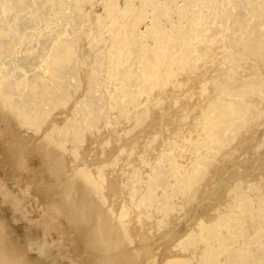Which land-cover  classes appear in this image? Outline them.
Segmentation results:
<instances>
[{"label":"bare ground","instance_id":"1","mask_svg":"<svg viewBox=\"0 0 264 264\" xmlns=\"http://www.w3.org/2000/svg\"><path fill=\"white\" fill-rule=\"evenodd\" d=\"M86 1L0 0V126L4 113L7 122L18 129L40 128L45 119L44 110L34 99L36 96L51 98L55 86L42 81L38 90L34 84L47 71L54 85L58 74L64 72L77 54V47H84L87 37V44L91 41L95 48L91 57V76L93 79L102 76L105 104L100 105L103 101L101 96L95 98L91 94L97 93L98 87L76 97L66 117L63 114L51 125L54 141L50 136L51 130L47 132L49 140L56 142L60 146L59 150H62L67 138H55L56 132H61L63 136L74 134L75 139H78L85 132L99 134L101 131L94 143L103 151L105 147L113 145L115 135L112 130L118 122L124 125L133 118L134 123H138L142 119L138 115L143 109L151 113L152 107H162V111L165 105L170 110L174 107L171 111L173 114L153 123L154 133L146 135L139 145L141 153L135 159L138 168L131 170L129 176H124L126 184L132 186L133 180H139L140 169L145 168V175L140 181L141 195L137 199V208L143 200H149L146 202L152 205L154 199L151 192L157 188L165 193L170 192L174 200L178 198L177 194L180 195L183 208L186 209L184 220L179 225L186 233L184 240L187 239L185 250L188 256L181 259L169 256L165 264H193L192 248L196 247L200 249L198 264H219L221 256L225 264H262L264 173L255 174V183L248 182L251 173L247 170L236 173L234 179L237 181L220 195L219 201L223 208L215 209L212 215L208 210V213L196 218L188 214L193 215L190 210L195 194L192 191L200 185L206 186L208 180L205 179L201 184L200 179L212 161L215 162L223 153L226 155L240 149L249 153L264 145V125L260 126L264 116V0H123L122 3L121 0H98L102 13H94L90 7H84ZM76 18H79L78 22ZM84 22H87L90 35H76L78 26ZM254 32L259 34V39L253 37ZM49 38L51 44L46 41ZM33 41L38 47L34 50V56L19 57L12 65V69L18 67L22 74H10L7 77L6 69L2 68V53L8 48L14 54L20 52L21 48L23 53L27 52ZM101 43L103 45L100 48ZM35 58L39 59L42 71L40 75L26 76L24 72ZM201 68L204 69V75L198 76ZM191 79L192 84L188 85L186 80ZM20 86L27 88L33 96L31 101L25 99L27 95L19 102L12 98L13 94H20ZM193 89L198 94L196 100L191 99ZM171 90L177 91L176 94L171 95ZM68 99L72 97L68 96ZM177 103L179 105L176 107ZM142 106L143 109L135 110L130 116V109ZM192 110H196L194 114ZM174 111L178 114L174 115ZM116 113L123 122L116 119ZM154 118L159 117L155 115ZM198 120L200 122L196 125ZM173 122L180 127V131L174 130L173 125L167 128V135L162 136L163 124L170 125ZM256 132H260V135H256ZM176 137L183 142L180 146L175 144ZM253 140H257L255 145L248 144L243 148V144ZM0 141V155L4 162L18 168L32 165L29 159L30 155L33 156L32 149L26 152L27 156H19L20 145L15 142L4 143L1 138ZM80 149L74 148L71 153L80 155ZM95 151L99 153L98 149ZM185 151L188 153L183 156L182 152ZM37 154L45 172L42 175L53 177L54 174L47 171L54 169L56 164L48 163L41 151H37ZM183 158L186 161L184 167L181 163ZM99 161L95 160L89 165L78 163L76 174L79 179L75 184L79 185L82 181L104 203H109L101 191L103 166L109 165V162L98 165ZM165 161L171 163L173 176L179 181L173 179L176 184L165 178L160 182L154 179L162 174L160 166ZM252 167L258 168V165ZM149 173L152 180H147ZM26 175L23 174V178H28ZM31 175L32 193L36 192L42 203L39 206L34 196L37 202L32 205L39 208L31 206L30 210L37 212L35 216L30 215L31 212L22 201L29 197L28 190L21 191L18 197L8 190L7 183L4 185L3 180L0 181V264H67L66 261L62 262L63 259L60 263L50 261V257L47 259L52 250L56 253L57 249L62 252L71 250L68 264H127L126 260L113 261L99 254L92 258V253H101L102 249L96 250L95 246L99 240L112 246L132 243L131 231L126 227L129 220L122 219L130 216L124 205L128 203V197H123V204L115 213L116 223L107 221V231L102 229L99 221L88 229L82 224L79 213L87 200L84 196L87 195L73 198L65 194L60 185L43 186L40 173L37 177ZM56 176L59 178V174ZM110 195H116V188L110 191ZM216 195L217 192H214L213 197ZM208 206L202 201L199 208ZM155 207L158 209L159 206ZM160 209L163 210V206ZM136 217L140 219L141 213L136 212ZM22 218L30 220V227L35 226L26 233L27 237L24 232H20V225H16V221ZM193 226H199L198 231ZM176 229L171 227L172 239H168L166 248L173 245L172 240L180 235ZM32 230H38L40 239L35 236L36 231ZM51 230L56 239L51 237ZM109 234H114L116 242L108 243L106 236ZM193 234H198V239ZM51 238L58 241H53L56 250L54 244L51 245ZM120 249L127 251L124 246H120ZM154 263L155 259L146 264Z\"/></svg>","mask_w":264,"mask_h":264},{"label":"rangeland","instance_id":"2","mask_svg":"<svg viewBox=\"0 0 264 264\" xmlns=\"http://www.w3.org/2000/svg\"><path fill=\"white\" fill-rule=\"evenodd\" d=\"M122 1L123 0H121V3ZM71 2L74 3V0H71ZM87 2H90V4H88ZM98 2H99L98 0H91V1L87 0L86 3H83V6L84 7L86 6L88 8L90 7L91 10L94 11V13H102V8ZM91 4H95V6L92 7ZM75 21L78 22L79 18H76ZM141 27L143 28L144 25H141ZM70 30L72 31V28H70ZM80 33H85L86 36L90 35L87 28V22H84L82 23V25L78 26L75 34L79 35ZM254 34L255 36L253 37L259 39V34H256L255 32ZM72 35L71 38L73 37ZM79 38L81 39V37ZM32 39H34L33 36ZM46 41L48 42V44H51V38H49ZM87 41L88 38L86 37V39H84V43L86 42L84 47L83 48L82 46L77 47V54L72 57L69 65L65 68L64 72L58 74L57 79H55L54 85L52 84V82H50L47 71H45L41 75V79H39L37 83L34 84V86L38 90L40 87V83L42 81L48 83L51 86H55V90L51 98H47V97L39 98L38 96H36L34 99L42 106L44 110L45 119L42 122L39 129L35 130L24 127H20L18 129L16 126L10 124L11 122L8 123L7 122L8 119L4 118L6 117V114L2 113L3 119H1L0 138L4 141V143L15 142L18 145H20L19 156L22 155L27 156L26 152L27 151L30 152V150L32 149V155L34 157L31 155L29 157L30 161L32 162V165L18 168V167H13L9 163L4 162L0 155V159H1L0 181L3 180L2 182L4 183V185H6L7 183L8 187L7 186L6 187L8 188V190L12 191V193L17 195L18 197L21 195V191L28 190L29 197L27 196L23 198L22 201L24 206H26V209L29 212H31L32 210V209L30 210L31 206H32L31 208L37 206L35 204L32 205L33 202L35 203L36 201L34 200V196L35 198H37V196H36V192L32 193L33 184L32 182H30L32 176L31 174H33L34 177H37L38 173H40L41 183L43 184V186H48L49 184L60 185L63 188V192L65 194L70 195L73 198H77L83 194L87 195V196L83 195L84 197L87 198V200L85 199V205L80 208L79 213L82 224L86 225L88 229H91L94 226V224L99 221L101 223L102 229L107 231L108 230L107 221L113 220V222L116 223L117 217L115 213L117 212V210H119V208L123 204V197H128L127 198L128 203L124 205H126L128 210V215L130 216H125L122 219L129 220L126 223V227L131 231V235L133 237L132 243H127V244L119 243V245L112 246L110 244H107V242L104 240H99L95 246H96V250L102 249L100 251L101 253H97V251L93 252L92 258L97 257L99 254V255H103L104 257H108L113 261L115 259H118V261H121L122 259L126 260L127 264H146L147 262H152L153 259H155L154 264H165V261L170 259L169 256H174L172 258H179V259L183 257L185 258L188 256V251L185 250L187 239L184 240L186 237V233L182 229V226L179 225V222L185 217L184 210L186 208H183L184 206L182 205V201L180 200V195L177 194L178 198L174 200L170 192L165 193L164 190L157 188L151 192L153 196L152 199H154L153 204L150 205L149 203L146 202L149 200L146 201L143 200V202H141L140 204V207L137 208L136 206L137 199H139L141 195L140 181L142 180V177L145 175V168L140 169V175L138 178L139 180L138 181L133 180L134 184L132 186L126 184V178L124 177L126 175L129 176L130 174H132L131 170L138 168L137 161L135 159L141 153L139 145L141 143V140L146 135H150L154 133L153 123L155 121H159L162 117L167 116L168 114H173L171 111L174 109V107L172 110H170V108H168L165 105L164 111H162L161 109L162 107L161 108L152 107L151 113H149V111L147 112L146 110H144L143 109L144 106L136 107L135 109H130L131 111L130 116L134 114L135 110L141 108L143 109L142 113L138 115V117L142 118L141 121H139L138 123H134L133 118H130L124 125H120L118 122L114 130H112L113 134L115 135L113 145H109L105 147L103 151H100L99 145H97L96 142H95L96 144L94 143V141L97 138H99L97 136L101 133V131L99 132V134L93 132H85L78 139H75L74 134H68L66 136H63L61 132L59 133L56 132L55 138H58L60 140H62V138H67V141L64 145L65 147L62 150H59L60 146H58L56 142L54 143L51 142L47 137V132L51 130L50 136L51 139L54 141L52 137L53 130L51 125L56 123L63 114H65L66 117L67 113H69V108L71 103L76 99V97L86 94L89 89L98 87L99 91L97 93L94 92L91 94L95 98L96 96H101L100 99L103 101L100 102V105L105 104L104 100L106 99V96L102 86L104 85L103 78L101 75L97 76L96 79H93L91 76V69L93 67V65L91 64V57L93 56V53H95L94 43L89 41L87 44ZM30 45H31L30 50L24 53L22 52L23 48L20 49V52L15 54L14 51H10L11 50L10 48H8L9 49L8 51L3 50L4 52L2 54L4 55L2 60V65H3L2 68L6 69V72L8 73L7 77H9L10 74H14V75L22 74V72L19 70L18 67H14L12 69L13 67L12 65L17 59H19V57L34 56L33 55L34 50L35 48H38L37 43L36 41H33L30 43ZM102 45L103 43H101L99 47L101 48ZM26 46L28 47V45ZM249 57L255 58L254 56H249ZM87 62L89 64L85 65V63ZM42 69H43L42 65H40L39 67V59L35 58L32 60L30 66L26 68V71L24 73L26 76H33L34 74H38V73H39L38 75H40ZM200 75H204L203 68H201L200 72L198 73V76ZM194 76L195 75H193V77ZM192 80L193 79L186 80V83L188 85H191ZM26 86L29 87V85ZM19 89H20V94L15 93L12 95V98L14 100L19 102L20 99L25 98V95H27V97L25 98L27 101H31L33 99V96L29 94L27 88L23 89L20 86ZM192 91H193V96L191 99L196 100L198 94L196 93L195 89H193ZM176 92L177 91L171 90L170 93L171 95H173L176 94ZM68 96L72 97V99L69 100ZM181 97L183 96L181 95ZM64 98L67 100L64 101L63 100ZM60 102L61 105H59ZM139 103H142V101L139 100ZM178 105L179 103L176 104V107ZM194 111L196 110H192L191 113L194 114ZM177 114L178 112L175 113L174 111V115ZM155 115H157L159 118H154ZM116 119L120 122H123L120 116L117 115V113H116ZM149 122L151 123L150 126H148ZM199 122L200 121L198 120L196 125H198ZM70 124L71 123L69 122V125ZM173 125H174V130L180 131V127L177 124H174V122L170 125L163 124V126L161 127V131L163 132L162 136L167 135L166 133L168 132L167 128L172 127ZM263 125H264V116L260 126L262 127ZM255 134L260 135V132H256ZM182 143L183 142H181L180 139L176 137L175 144L180 146ZM256 143L257 140L248 141L245 144H243V148L248 144L255 145ZM210 144L212 145L213 142H210ZM74 148H81L80 155H74L73 153H71V151ZM96 149H98L99 153L95 151ZM174 150L176 149L174 148ZM37 151H41L45 155L48 163L56 164V167L54 169H49L47 171V173L52 172L54 174L53 177H50L46 174L42 175V173L45 172L43 170V165L39 160ZM263 151H264V145L253 149V151L249 153L246 152L245 150L240 149L239 151L228 152V154L226 155L225 153H223L220 156H218L215 162L212 161V163L208 166L206 172L203 174V176L200 179L201 184L205 179L208 180L206 186L200 185L197 189L195 188L192 191V194H195L194 195L195 198H193L191 201V205H193V207L190 210L191 212H193V215L191 213H189L188 215L196 218L200 214L208 213V210H210L209 214L212 215L215 209L223 208V205H221L219 201L220 195L225 193L227 189L230 186H232L234 182L237 181L234 179L235 177H237L235 175L236 173H241L242 171L247 170L248 172L251 173L248 182L255 183V181L253 180L255 174L264 173ZM187 153H188L187 151L182 152L183 156H186ZM224 155L226 157H223ZM184 159L185 158H183L181 162L183 167L186 164V161H184ZM55 160L59 162L56 163ZM95 160L97 161L100 160L98 162V165H104L105 163L109 162V165L103 166L104 180L101 186V191L104 193L105 197L108 198L109 203H104L103 199H100L98 195L94 194L93 191L90 189V187L83 185L82 181L79 185L75 184L76 180L79 179V177L77 176L78 174H76V169L79 167L78 163L89 165L91 163H95ZM170 165H171L170 162L165 161V163H163L162 166H160L162 174L160 176H156L154 178L155 181L160 182L163 181L162 178H165L166 181L176 184L173 181V179H175L173 176L174 170L170 168ZM254 165H258V168H253L252 166ZM26 170H28L30 174ZM15 171H17V173H15ZM5 172H8L9 175L7 173L5 174ZM11 174L14 175V177H12ZM23 174L24 175L27 174L26 177H28L29 179L25 177L24 179L22 176ZM56 174H59V178H57ZM156 174H157V169H156ZM170 174H172V176ZM5 175H7L8 177ZM15 175L18 176L15 177ZM149 175L150 173L148 174L147 180L149 178ZM17 177L19 178L17 179ZM6 179L9 181H7ZM22 180L24 181L22 182ZM149 180L152 179L149 178ZM175 181L177 180L175 179ZM8 182H10V185L8 184ZM24 182L31 183V185L27 186L28 184ZM19 183L20 184L23 183L22 185L27 187H24ZM17 186H19L18 188L21 187L22 190L18 189ZM28 187L32 189H28ZM113 188H116V195L112 196L110 195V191ZM168 190L173 191L172 188H168ZM214 192H217V195L215 197H213ZM30 195H32V198L30 197ZM134 197H136L135 200ZM29 201L31 205L30 204L28 205ZM37 201L36 202L40 204L39 206H41L42 204L41 201L39 199ZM202 201L208 203L209 206L206 208H199V205ZM25 204H27L28 206ZM156 205L159 206L158 209H156L155 207ZM160 206H163V210L160 209ZM136 212L141 213L140 219L136 217ZM31 214L35 216L34 214H37V212L36 213L31 212L30 215ZM24 221L25 224L23 223ZM30 223H31L30 220L28 221L23 218L16 221V225H20L18 226L20 227L19 228L20 232L22 233L24 232L25 236L27 232H29L32 228H35V226L30 227ZM248 223L252 224L249 221ZM140 227H143V229H141ZM171 227L178 228L176 230L180 233V235L175 240H172V244L174 243L173 245L175 247L173 245H169L166 248L169 242L168 239L170 238L172 239ZM198 228L199 226L195 227L194 229L198 231ZM190 230H192V227L190 228ZM32 231L35 232L36 230H32ZM37 231L35 236L38 237V239H40V234H37L38 233ZM96 232H98V230H96ZM51 235H52L51 237H53L54 233L52 232ZM192 236H194L195 239H198V234H193ZM106 237L108 243L116 242L114 234H109ZM53 238L56 239V237ZM53 238H51L52 246L54 244L53 241L55 242ZM55 243H58V241H56ZM55 245L56 244H54L53 248H55ZM120 246L127 247V251L126 250L124 251V249H120ZM152 246L155 247L152 248ZM90 248L93 249V246H90ZM192 249H193L192 262L193 264H198L200 258V249L198 247ZM57 250L56 253L54 250H52L54 253L51 252L52 254L50 253V256H48L47 259H49L50 257L49 260L54 263H60L63 259L62 262L66 261L65 263L68 264L67 259L71 260L70 257L72 256L71 250L69 251L64 250L65 253L62 252L61 250L58 251ZM253 252L254 254L257 253L255 250ZM60 257L61 259L59 261ZM219 264H225V259L223 256L220 257ZM254 264H256V262ZM262 264H264V262H262Z\"/></svg>","mask_w":264,"mask_h":264}]
</instances>
